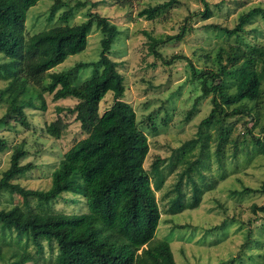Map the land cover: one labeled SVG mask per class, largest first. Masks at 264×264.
<instances>
[{
  "label": "trees",
  "instance_id": "1",
  "mask_svg": "<svg viewBox=\"0 0 264 264\" xmlns=\"http://www.w3.org/2000/svg\"><path fill=\"white\" fill-rule=\"evenodd\" d=\"M39 1L0 0V80L7 83L0 89V105L6 106L0 117V128L7 124L8 118L19 126L28 127L26 111H44V95L49 94L54 102L71 99L75 104L70 108L57 107L58 116L46 126L45 132L53 139H60L69 126L65 118L72 116L85 136L63 154L51 173L47 190L25 189L13 182L34 166L20 164L26 156L23 147L18 146L11 152L9 166L0 177V193L20 196L22 206L0 208V262L6 257L4 247L9 246L4 236L8 232L14 233L17 245L23 244L21 251L9 250L15 259L12 264H40L27 248L31 245L40 252L42 241L50 248L55 246L54 264H175L169 244L154 240L160 220L154 192L164 184L163 170L158 161L149 171L144 168L149 152L145 128L138 124L131 105L122 100L126 90L124 78L109 56L119 34L118 28L95 14L78 25L56 26L25 39L26 14ZM199 1L203 6L199 14L209 19L212 12L208 2ZM174 2L168 0L143 9L139 16L151 19ZM56 5L51 7V16ZM255 16L264 21V9L255 7L241 13L236 26L224 31L242 34ZM62 18L65 20L66 15ZM94 22L103 35L100 71L95 70L91 78L80 85L77 79L83 68L81 63L66 71L50 72L69 56L85 50ZM184 33L183 27L174 37L151 39L150 53L161 59L156 49L165 41L179 40ZM181 59L187 60L175 55L163 63L171 65ZM258 63L264 67V47L246 50L239 45L219 48L212 67L204 71L198 72L189 62L191 78L200 81L201 94L186 118L193 114L200 99L210 97L211 110L200 121L197 137L175 149L166 165L169 172L179 165L183 167L175 185L176 196L171 201L170 215L198 207L203 195L225 178L224 174L219 181L213 177L207 182L206 174L210 173L212 157L222 165L224 157L226 159L224 148L229 142L233 156L241 145L249 146V143L264 156V123L258 125L264 118L263 106L258 108L259 99H264V79L257 72ZM229 90L233 91L229 93ZM108 93L112 94L113 104L99 114V104ZM235 117L237 121L244 118L252 121L251 128L244 132L249 140L238 137L230 140L236 123L227 124V120ZM258 126L261 138L253 133ZM212 142L216 147L211 154ZM8 147L7 140L0 136V153L6 152ZM184 184L191 187L190 200H186L182 190ZM252 193L264 195V183L260 189L243 188L241 192L242 195ZM64 195L82 198L90 210L69 215L43 209ZM252 210L264 214V205H253Z\"/></svg>",
  "mask_w": 264,
  "mask_h": 264
},
{
  "label": "rangeland",
  "instance_id": "2",
  "mask_svg": "<svg viewBox=\"0 0 264 264\" xmlns=\"http://www.w3.org/2000/svg\"><path fill=\"white\" fill-rule=\"evenodd\" d=\"M168 0H41L26 14L25 39L56 26L78 25L95 14L109 20L119 30L113 42L110 58L117 63L118 72L124 78L125 93L123 101L130 104L136 114L139 125L143 126L147 136L148 155L144 168L149 171L151 165L158 161L163 170L164 184L154 195L157 199L160 220L154 236L155 241L169 244L175 264H264V214L253 212L252 206L264 205V195L244 194L243 188L260 189L264 183V156L254 150L253 145H241L236 156L229 142L224 148L222 165L212 157L209 175L225 178L214 190L201 198L198 207L187 209L182 213L170 215L171 201L176 196L175 185L183 167L169 172L166 166L175 149L197 137L198 125L211 110L210 97L200 99L193 114L187 117L195 99L201 94L198 80L191 78L189 62L199 71L212 67L216 51L221 47L240 46L246 50L253 47H264V21L260 16L252 18L242 34H228L237 23L241 13L255 7L264 9V0H206L212 12L209 19L199 14L203 6L199 0H175L169 7L155 14L151 19L140 17L139 13L146 8L154 7ZM56 5L51 16V7ZM66 19L63 20V16ZM96 22V21H95ZM95 22L88 35L87 45L83 52L69 56L62 64L50 72H62L77 63L83 64L77 84L91 78L95 70L100 71V40L103 37ZM185 33L179 40L165 41L156 50L161 55L154 57L149 50L151 39L165 40L167 36ZM1 55V54H0ZM183 56L187 60H176L165 65L164 60L173 56ZM2 55L0 56V61ZM189 61V62H188ZM257 72L264 79V67L258 63ZM7 85L0 80V89ZM233 90H229L231 93ZM44 111L27 110L28 127L17 125L12 119L0 128V136L8 142V150L0 153V177L9 166L11 152L18 146L23 147L26 156L20 164L31 163L34 168L25 175L13 180L25 189L47 190L51 182V173L57 167L63 154L82 139L79 124L73 117H66L68 128L56 140L50 137L45 128L57 118V107H73L75 101L66 99L54 102L51 95L45 94ZM38 106L40 103L35 102ZM113 104V97L108 93L99 104V114ZM264 108V99H259L258 108ZM5 105H0V117ZM264 115V109H262ZM64 115V114H62ZM152 117V118H151ZM237 117L228 119L227 124L236 123L230 140L249 138L244 134L250 129L252 121ZM260 119L259 126L264 122ZM245 122L246 127L244 128ZM153 124V128H150ZM259 126L253 131L261 138ZM211 143V154L215 151ZM195 152V151H194ZM224 172L222 173V170ZM195 177V176H194ZM198 183L200 180L194 178ZM188 184L182 185L186 200H190L191 190ZM241 195H240V194ZM32 207L35 202L32 201ZM22 206L18 195L10 196L0 193V208ZM51 213L82 214L89 211L82 198L72 195L52 202L43 208ZM38 210V209H37ZM9 246L4 247L6 257L0 264H12L15 259L10 256V249L23 250V244L17 245L14 233H5ZM1 241V240H0ZM27 252L40 264H54L56 248H50L42 241V250L29 246ZM26 264H32L28 262Z\"/></svg>",
  "mask_w": 264,
  "mask_h": 264
}]
</instances>
